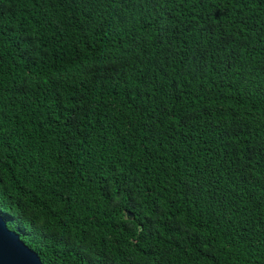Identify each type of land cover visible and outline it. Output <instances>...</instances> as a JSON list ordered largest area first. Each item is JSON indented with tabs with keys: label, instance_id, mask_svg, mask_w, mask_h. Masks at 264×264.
I'll return each mask as SVG.
<instances>
[{
	"label": "trees",
	"instance_id": "16d2710c",
	"mask_svg": "<svg viewBox=\"0 0 264 264\" xmlns=\"http://www.w3.org/2000/svg\"><path fill=\"white\" fill-rule=\"evenodd\" d=\"M0 215L43 264H264V0H0Z\"/></svg>",
	"mask_w": 264,
	"mask_h": 264
},
{
	"label": "water",
	"instance_id": "95a60500",
	"mask_svg": "<svg viewBox=\"0 0 264 264\" xmlns=\"http://www.w3.org/2000/svg\"><path fill=\"white\" fill-rule=\"evenodd\" d=\"M0 264H43L38 254L20 239L19 234L7 227L1 215Z\"/></svg>",
	"mask_w": 264,
	"mask_h": 264
}]
</instances>
